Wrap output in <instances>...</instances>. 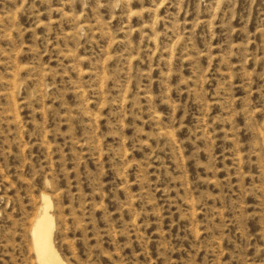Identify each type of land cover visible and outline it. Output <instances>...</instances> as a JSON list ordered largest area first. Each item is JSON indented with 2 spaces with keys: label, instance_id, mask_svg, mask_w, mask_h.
Wrapping results in <instances>:
<instances>
[{
  "label": "rangeland",
  "instance_id": "1",
  "mask_svg": "<svg viewBox=\"0 0 264 264\" xmlns=\"http://www.w3.org/2000/svg\"><path fill=\"white\" fill-rule=\"evenodd\" d=\"M264 264V0H0V264Z\"/></svg>",
  "mask_w": 264,
  "mask_h": 264
},
{
  "label": "bare ground",
  "instance_id": "2",
  "mask_svg": "<svg viewBox=\"0 0 264 264\" xmlns=\"http://www.w3.org/2000/svg\"><path fill=\"white\" fill-rule=\"evenodd\" d=\"M51 202L42 196L41 211L31 224V246L37 264H59L61 259L53 244L54 221L49 209Z\"/></svg>",
  "mask_w": 264,
  "mask_h": 264
}]
</instances>
